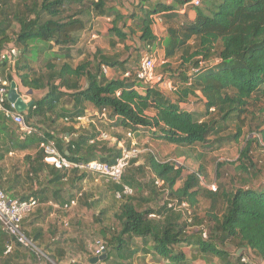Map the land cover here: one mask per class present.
<instances>
[{"label":"trees","instance_id":"obj_1","mask_svg":"<svg viewBox=\"0 0 264 264\" xmlns=\"http://www.w3.org/2000/svg\"><path fill=\"white\" fill-rule=\"evenodd\" d=\"M110 1L0 0V52L10 45L18 50L13 63H0V76L9 86L14 81L18 92L21 88L31 93L44 91L22 113L25 122L36 129L23 139L19 138L18 126L0 113V163L10 149L34 151L24 160L29 165L28 180L37 188L17 197L13 188L17 183L9 186L1 165L0 188L10 198H34L36 209L52 202L54 211L63 213L71 201L77 207L97 209L95 224L99 230L95 234L105 247L106 262L114 252L117 263L135 260L140 264L148 257L154 264H207L212 256L224 264H252L244 257L245 251L264 261V182L252 185L260 169L252 161L250 139L240 150L236 167L235 178L241 186L206 191L209 208L199 221L194 220L201 192L199 173L183 176L181 166L159 160L147 148L142 158L129 162L120 184L106 181V190L97 199L91 198L83 184L102 176L78 169L59 170L43 161L40 144L46 140L72 161L112 164L120 155L119 143L128 148L132 140L151 139L186 153L196 147L212 150L226 141L237 142L247 116L257 114L264 123V0H200L198 5H191L194 17L182 18L181 22L177 10L188 0H139L129 13ZM155 14H161L166 24L160 40L151 27ZM86 16L110 20L104 36L113 49L120 45L119 51L84 53L86 43L79 33L92 28L86 25ZM14 25L18 29L13 33ZM128 40L133 45H127ZM155 47H161L164 58L159 83L170 82L172 98L155 85L143 86L134 75L142 55ZM125 51L136 55L135 62L129 53L123 57ZM38 59L43 61L39 68L33 64ZM102 66L117 75H104ZM191 97L201 101V113L182 106ZM61 101H70L71 107L60 108ZM86 105L104 112L105 118L91 116L94 123L79 121L86 114ZM229 123L235 132L221 136ZM100 131L110 132L115 142L96 139ZM260 136L264 144V130ZM147 173L151 177L145 180ZM156 178L161 185L155 184ZM122 184L132 193L123 194ZM106 191L112 196L121 194L115 209L113 205L100 207ZM174 200L186 201L193 209L190 223L180 210L168 207ZM51 210L44 209L40 215ZM195 224L206 229L191 236L186 229ZM8 239L0 226V264H15L16 258L28 255L29 263L20 264L38 261L34 253H21L17 248L4 254ZM60 243L53 241L46 247L55 262L67 260V254L57 249ZM224 245L235 248L234 257ZM185 246L196 247V255L188 258L182 251ZM198 257L203 263H194Z\"/></svg>","mask_w":264,"mask_h":264},{"label":"rangeland","instance_id":"obj_2","mask_svg":"<svg viewBox=\"0 0 264 264\" xmlns=\"http://www.w3.org/2000/svg\"><path fill=\"white\" fill-rule=\"evenodd\" d=\"M139 0H111L110 4H121L119 7L122 9L124 13H129L133 9V5L136 4ZM87 22L86 25L91 24L92 28L90 31H81L79 33V37L81 41H85L84 43V53L85 54H94L97 50H100L102 52H106L107 54H113L115 51H119L121 48L120 45L116 49H113L109 43V39L105 37L108 28L111 26L110 20L104 17H98L93 18L91 16H86ZM89 23V24H88ZM18 27L17 25L13 26V33L17 31ZM127 45H133L131 40L127 41ZM7 51L12 50L14 48L17 49L16 46L10 45L7 47ZM143 51H140L141 54ZM129 53L131 55L132 60H136V55L132 51H125L123 54V57L126 56V54ZM83 55V53H82ZM76 56L75 60L79 59L83 56ZM140 58L138 59L139 62ZM137 62V63H138ZM164 62L163 58V50L161 47H157L156 52V61H155V67H154V74L160 75L162 64ZM43 61L40 59L33 62V64L39 68L42 66ZM137 66H132V69L136 68ZM168 82H162L159 83V81H155L153 84L159 91H161L163 94L170 96L172 98V94L170 92L171 89L167 86ZM21 91H24L23 88H21ZM44 91H41L38 94L43 93ZM70 103V101H67ZM183 107L190 109L195 114L201 113L203 111V106L201 101L198 98L191 97L187 103L182 104ZM264 130V123L260 121V116L255 114V116H247L244 119L241 131L242 135L239 138V140L235 143H222L223 145L217 148H214L212 150H204L201 147H196L192 151L185 152L183 149L175 147L173 145L163 143L160 141H155L151 139H142L138 143L135 144L139 150H141L143 153L144 149H149L151 153H154V155L161 161H170L178 166L182 167V175L186 176L190 173H199L200 178V184H201V192L197 197V205L194 207V220H201L206 214V211L209 208V200L205 197L206 191H210L211 186L214 187H220L223 186L225 189H232L241 186L237 178V171L236 167L240 164V150L243 149L247 142L246 139L252 140L250 145V153L252 156V161L255 163L256 167L260 169V174L256 181H253L252 185L261 184L264 182V144L261 140L260 132ZM235 132V127L232 123L228 124V127L225 131L221 133V136L225 137L226 135ZM109 136V141L111 144L115 142L114 137H112L110 132H107ZM124 133V132H123ZM125 134V133H124ZM126 137V136H125ZM119 146L122 145V143L118 144ZM123 146V145H122ZM140 158L141 154L139 155ZM151 176L149 173H147L145 180L150 178ZM106 179L103 177H97L93 181L88 180L84 186V189H86L87 192H89L92 195V199H97L100 197V192L105 191L106 189ZM19 185V184H18ZM17 185L13 186L14 192L16 193L17 197L22 194H28L30 190H23L16 187ZM105 195L107 196L106 199L102 201V205H109L116 208L118 205V201L120 197H117L116 194H111V192L106 191ZM162 200L159 201V205H162ZM101 206V205H100ZM97 209L92 210L91 212L96 213ZM84 213H89V210L85 209ZM205 224V223H202ZM203 228L206 229L205 225H191L189 228L186 229V231L192 236L194 233H197L196 231L202 230ZM207 236V234H206ZM205 236V237H206ZM96 239L92 238L91 242L92 244L95 242ZM223 249L229 251L232 257L235 256V248L231 245H224ZM196 247L194 246H185L183 247L182 251L185 252V255H187L188 258L196 255ZM240 252H237L239 254ZM85 255L86 261H88L87 258L91 255ZM115 261L119 262L118 258H116V255H114ZM244 257L251 261L252 264H264V261L261 260L259 257H254L250 251H245ZM83 259V260H84ZM199 260H195L194 263H203V260H201L200 257H198ZM211 262L207 264H224V261L221 258L213 260V257H210ZM189 261V260H187ZM151 264L152 259H149ZM161 264H168V262H163Z\"/></svg>","mask_w":264,"mask_h":264},{"label":"built area","instance_id":"obj_3","mask_svg":"<svg viewBox=\"0 0 264 264\" xmlns=\"http://www.w3.org/2000/svg\"><path fill=\"white\" fill-rule=\"evenodd\" d=\"M200 0H188L185 4L192 6L198 5ZM151 27L153 33L157 40H160L166 33V24L161 14H155L151 17ZM157 47L153 48L150 52L144 53L141 57L139 67L135 70V77L141 81L143 86L154 85L155 81H159L160 75L154 74V67L156 61ZM18 54L16 48L12 50H2L0 52V63L3 61H8V63H13ZM109 68L107 66H102V72L107 75ZM125 77L129 76V73L124 74ZM169 89L172 88L170 82L167 83ZM9 90V83L6 79L0 76V113H2L7 119L18 126L19 128V138L23 139L25 136L32 134L36 129L27 124L24 119V115L21 112H17L14 109L12 103L7 100V93ZM99 117L105 118V113H98ZM83 118L79 117L78 120L82 121ZM130 137V133H127ZM98 140L109 139V135L105 132L100 131L96 137ZM40 147L43 150V161L55 167L59 170H70L78 169L80 172L86 174H98L104 177L106 180H111L117 184L121 183V178L132 159L139 157L141 150L137 146L132 144L130 147H124L120 145L121 152L120 155L115 159L112 164H106L99 162L97 160H91L88 162H75L68 159L63 155L50 140L41 142ZM162 181L155 179L156 185H161ZM211 190H215L216 187L211 186ZM122 193L125 195L131 194L132 190L129 186L122 184ZM120 193H116L117 197H120ZM53 204L52 202H49ZM56 206L55 204H53ZM37 206V202L34 198H29L28 200H19L16 198H10L7 194L0 188V226L2 231H4L10 238V243L6 244V252H9L13 245L16 243L21 247L33 252L38 259L37 264H44L43 260L46 256L37 248L34 241L29 238L22 228L23 220L34 211ZM76 206L75 201H71L69 204L65 205L66 210L71 209ZM168 207L178 209L181 211L183 219L188 223L192 221L193 209L190 207L188 202L182 201L180 203L170 201ZM205 237V232L203 233ZM94 256H99L105 252V247L100 239H96L94 242Z\"/></svg>","mask_w":264,"mask_h":264},{"label":"crops","instance_id":"obj_4","mask_svg":"<svg viewBox=\"0 0 264 264\" xmlns=\"http://www.w3.org/2000/svg\"><path fill=\"white\" fill-rule=\"evenodd\" d=\"M179 17V22L182 21V18L186 19H192L194 17V10L191 5L189 4H182L179 9L177 10ZM80 59V58H79ZM117 74L112 70L109 69L106 76L112 77L116 76ZM84 86V85H83ZM21 95H26L30 98L31 101L36 100L40 98L43 93H31L28 90L24 89V91L19 92ZM60 108L62 109H69L71 107V104L67 101H61ZM86 114L81 122L83 123H94L93 119H90L91 116H96L99 118L98 112L94 109V107L90 105H86ZM190 110V109H189ZM135 141L132 140V144ZM158 142V141H157ZM8 147L10 148V144H8ZM1 153V151H0ZM34 151L30 150H20V149H10L7 153L4 154V162H1L0 165L4 168V171L6 172V175L8 178L3 177V179L8 180L9 186H12V183H17L16 187L17 189H23V190H30L37 188V185L35 182L28 180V167L29 165L24 160V157L27 155H33ZM30 175V174H29ZM19 176V177H17ZM103 178V177H102ZM19 184V185H18ZM108 205H102L100 207H105ZM41 207V206H40ZM43 209H34L32 214L28 215L22 223V228L25 234L31 238L37 248L46 256V259L43 260L44 264H47L50 262V264H70V263H76V264H91L90 259L94 256V243L92 244L91 239H101L97 234H95L99 230V226L95 224V219L97 218V211L96 213L91 212L92 210H89V213H84L85 209L81 207H72L69 210L63 211V213H57L55 210V206L51 203H47V205L42 206ZM45 210L52 209L49 213L40 215ZM36 210V211H35ZM113 220V219H112ZM108 221V219L106 220ZM23 224L25 225L23 227ZM53 241H60L61 243L57 245V249H59V252L62 254H67V260L61 261V262H55L52 259L49 258L47 255V252H49L46 247L49 243ZM10 243V238L8 239V242ZM6 243V244H7ZM6 248V245H5ZM17 248L19 252L25 253L30 252L33 254V252L21 247L18 245L16 247L13 245L12 249L9 252H6V249L4 251V254L10 253L13 249ZM88 251L91 253L88 254ZM242 250H238V252H241ZM90 255L88 261H86L85 255ZM87 255V256H88ZM116 255L114 252L110 255V260L106 262V259L104 261H98L95 264H115L113 261H115ZM84 259V260H83ZM30 260L29 255L27 258H16V263H29ZM149 261V258L147 257L145 262H142L140 264H151ZM38 261H35L37 264ZM117 263V262H116ZM117 264H138L135 260L130 263H117Z\"/></svg>","mask_w":264,"mask_h":264},{"label":"water","instance_id":"obj_5","mask_svg":"<svg viewBox=\"0 0 264 264\" xmlns=\"http://www.w3.org/2000/svg\"><path fill=\"white\" fill-rule=\"evenodd\" d=\"M7 100L8 102L12 103L14 106V109L17 112L26 113L28 108L32 105L33 101L30 100V98L26 95H21L18 90L16 83L14 81H11L9 90L7 93ZM106 259V253H102L99 256H93L90 259L91 264H95L98 261H104Z\"/></svg>","mask_w":264,"mask_h":264}]
</instances>
